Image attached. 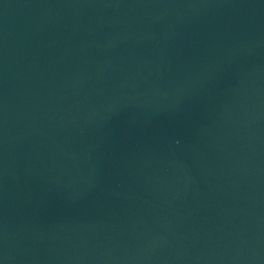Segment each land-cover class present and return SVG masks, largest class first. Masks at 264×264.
Here are the masks:
<instances>
[{"label": "water", "instance_id": "water-1", "mask_svg": "<svg viewBox=\"0 0 264 264\" xmlns=\"http://www.w3.org/2000/svg\"><path fill=\"white\" fill-rule=\"evenodd\" d=\"M0 264H264V0H0Z\"/></svg>", "mask_w": 264, "mask_h": 264}]
</instances>
